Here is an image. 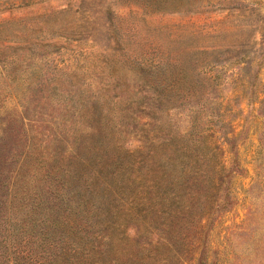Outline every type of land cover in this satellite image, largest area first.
<instances>
[{"label": "rangeland", "instance_id": "obj_1", "mask_svg": "<svg viewBox=\"0 0 264 264\" xmlns=\"http://www.w3.org/2000/svg\"><path fill=\"white\" fill-rule=\"evenodd\" d=\"M205 1L193 14L154 13V0H0V148L63 151L95 131L98 147L148 165L154 139L167 142L179 153L170 180H203L188 264H264V0ZM198 141L206 168L186 158Z\"/></svg>", "mask_w": 264, "mask_h": 264}, {"label": "trees", "instance_id": "obj_2", "mask_svg": "<svg viewBox=\"0 0 264 264\" xmlns=\"http://www.w3.org/2000/svg\"><path fill=\"white\" fill-rule=\"evenodd\" d=\"M205 2L154 0L153 8L154 13L198 14ZM248 89L237 90L242 97ZM96 137L95 131L77 135L72 147L40 153L2 145L0 264H188L204 229L194 215L203 183L199 173L183 185L171 181L176 151L166 153L167 142L154 139V164L141 165L114 142L107 150L98 147ZM199 145L186 158L206 168L210 159ZM223 170L224 165L218 168L219 177ZM129 224L138 225V238L154 230V241L132 239ZM205 257H194L192 264H212Z\"/></svg>", "mask_w": 264, "mask_h": 264}]
</instances>
